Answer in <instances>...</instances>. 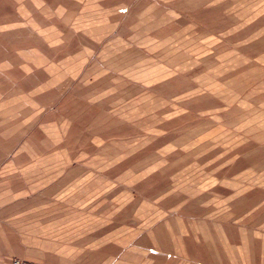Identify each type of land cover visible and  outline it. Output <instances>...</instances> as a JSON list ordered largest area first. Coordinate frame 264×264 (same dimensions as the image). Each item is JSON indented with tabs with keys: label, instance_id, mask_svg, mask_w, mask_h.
Instances as JSON below:
<instances>
[{
	"label": "rangeland",
	"instance_id": "1",
	"mask_svg": "<svg viewBox=\"0 0 264 264\" xmlns=\"http://www.w3.org/2000/svg\"><path fill=\"white\" fill-rule=\"evenodd\" d=\"M0 264H264V0H0Z\"/></svg>",
	"mask_w": 264,
	"mask_h": 264
}]
</instances>
